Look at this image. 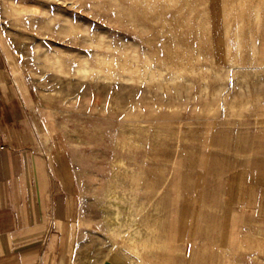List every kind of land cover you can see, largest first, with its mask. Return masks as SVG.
Masks as SVG:
<instances>
[{"label": "rangeland", "instance_id": "374dc122", "mask_svg": "<svg viewBox=\"0 0 264 264\" xmlns=\"http://www.w3.org/2000/svg\"><path fill=\"white\" fill-rule=\"evenodd\" d=\"M0 46L78 172L72 264H264L227 196L264 170V0H0ZM110 191L146 227L134 247Z\"/></svg>", "mask_w": 264, "mask_h": 264}, {"label": "crops", "instance_id": "0c3cea01", "mask_svg": "<svg viewBox=\"0 0 264 264\" xmlns=\"http://www.w3.org/2000/svg\"><path fill=\"white\" fill-rule=\"evenodd\" d=\"M0 101V264H72L83 219L78 172L33 79L1 46ZM241 180L228 201L256 222L251 250L259 259L264 170Z\"/></svg>", "mask_w": 264, "mask_h": 264}, {"label": "bare ground", "instance_id": "6f19581e", "mask_svg": "<svg viewBox=\"0 0 264 264\" xmlns=\"http://www.w3.org/2000/svg\"><path fill=\"white\" fill-rule=\"evenodd\" d=\"M100 61L102 63L108 62L107 58H102ZM95 70L98 72V68H95ZM147 74H150V72H146ZM107 200L112 205L111 214L107 216L110 232L113 235H121L133 241L134 247L136 243H140L146 237V227L139 221V211L136 208H132L130 198L123 193L110 191Z\"/></svg>", "mask_w": 264, "mask_h": 264}, {"label": "built area", "instance_id": "2783aa9c", "mask_svg": "<svg viewBox=\"0 0 264 264\" xmlns=\"http://www.w3.org/2000/svg\"><path fill=\"white\" fill-rule=\"evenodd\" d=\"M0 115H1V101H0ZM4 148L3 142L0 138V150H2Z\"/></svg>", "mask_w": 264, "mask_h": 264}]
</instances>
